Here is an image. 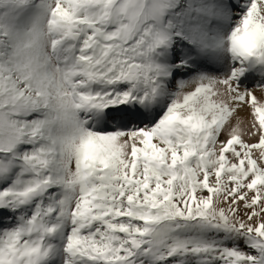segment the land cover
<instances>
[{"label": "snow or ice", "instance_id": "snow-or-ice-1", "mask_svg": "<svg viewBox=\"0 0 264 264\" xmlns=\"http://www.w3.org/2000/svg\"><path fill=\"white\" fill-rule=\"evenodd\" d=\"M0 264H264V0H0Z\"/></svg>", "mask_w": 264, "mask_h": 264}, {"label": "rangeland", "instance_id": "rangeland-1", "mask_svg": "<svg viewBox=\"0 0 264 264\" xmlns=\"http://www.w3.org/2000/svg\"><path fill=\"white\" fill-rule=\"evenodd\" d=\"M259 95V94H258Z\"/></svg>", "mask_w": 264, "mask_h": 264}]
</instances>
